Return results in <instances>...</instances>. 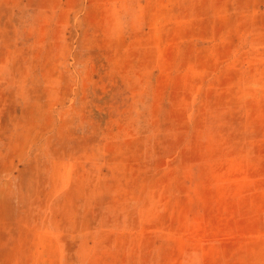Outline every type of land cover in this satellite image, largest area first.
I'll return each mask as SVG.
<instances>
[{
	"label": "rangeland",
	"instance_id": "374dc122",
	"mask_svg": "<svg viewBox=\"0 0 264 264\" xmlns=\"http://www.w3.org/2000/svg\"><path fill=\"white\" fill-rule=\"evenodd\" d=\"M0 264H264V0H0Z\"/></svg>",
	"mask_w": 264,
	"mask_h": 264
}]
</instances>
